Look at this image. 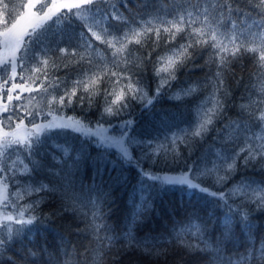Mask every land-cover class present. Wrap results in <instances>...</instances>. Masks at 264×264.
<instances>
[{"label": "trees", "instance_id": "obj_1", "mask_svg": "<svg viewBox=\"0 0 264 264\" xmlns=\"http://www.w3.org/2000/svg\"><path fill=\"white\" fill-rule=\"evenodd\" d=\"M3 2L9 4L12 18L6 22V11L0 5V29L15 21L24 10L22 5L27 4L28 0ZM43 2L47 4V0ZM221 3L224 0H129L125 8L121 0H98L96 7L108 11L115 6L129 21L128 24L108 21L111 35L103 36L105 40H110L113 35L122 36L129 29L140 31L141 18L153 21L150 25L152 32L147 35L142 31L139 36L129 35L130 40L143 41L142 45L128 44L130 55L124 51L116 52L121 47L119 43L113 48L95 40L91 33L80 39V34L87 30L83 28V21L75 17L61 16L49 21L43 37L45 43H50L56 50L55 55L49 53L56 67L49 64V75L46 78L33 72L31 69L38 65L29 61L22 79L17 76L9 81L6 88H2L5 95L2 99L8 95L9 84L23 83L24 88L31 91L14 89L10 106L19 105L16 111L20 115L38 109L46 113L48 100L53 95H63L65 87L70 89L73 81L82 78L83 72L90 71L89 59L93 65L91 71L105 65L110 72L119 73L125 68L137 71V66L142 65L140 75L149 85L146 91L151 98L159 83V78L154 75L155 68L162 66L158 63L159 58L172 56L176 59L173 48L178 55L180 45L189 42L186 33H179L175 40L170 41L169 33L163 31L167 28L175 32L178 27L184 26L178 22L168 23L174 21L176 13L180 11L179 6L192 11L193 18H196L197 12L201 13L194 25L197 28L202 27L199 21L204 19L203 13L206 10L209 17L224 25L220 29L222 32H230L233 22L238 31L264 32V27H261L264 25V11L258 7L260 0H235L233 8L238 11L231 16L226 11L221 13L217 10ZM104 26L105 22L101 20L93 30L102 34ZM158 28L161 30L159 46L155 43ZM187 31L191 32L192 29L188 28ZM89 37L93 47L86 48L83 45ZM34 47L39 52V47ZM64 47L68 48L69 53L75 50L77 55L61 56L59 48ZM193 55L195 60L186 62V66L177 71V79L172 81V86H165L159 97L147 107L134 101L132 107L122 115L101 119L100 112L105 103L103 95H99L91 109H87L85 103L83 109L77 106L64 109L56 115L74 116L87 124L99 122L109 125L131 120L133 123L129 125L126 135V144L132 155L130 162L123 159L115 148L104 146L96 142L94 137L74 129L61 131L59 135L48 133L42 136L38 152L31 156L18 150L15 145L7 150L0 164L7 166L12 161L20 160L32 169L24 175L17 172L15 184L19 185V189L9 182V199L21 206L34 199L42 202L39 210L34 213L38 221L27 225L22 232H14L9 245L0 249V264H264L261 258L264 256V210L254 204L248 205L247 219L241 214L232 215L226 228V216L231 214L225 201L194 191L186 184L162 185L160 181L150 178L153 175L185 172L189 168L212 169L214 164L221 163L217 153L230 155L233 149L239 151L249 143L264 144V124L250 121L248 116V112L256 108L252 102L264 100V94L260 91L264 84V67L258 63L259 53L251 52L232 61L224 70L225 94L218 95L225 108L211 130L203 139L184 136L187 143L177 139L193 123L196 107L210 97L217 87L215 74L218 71V59L214 49L205 46L199 49L198 55L195 52ZM81 56L85 57L83 61ZM128 60L132 63L126 64ZM114 63H119V68L113 67ZM163 66H167L166 60ZM9 76L10 71L4 79ZM56 79L66 81V84H62L55 92L51 89L47 93L41 91L48 85L40 81ZM2 83L3 79H0ZM192 84L198 85L197 93L179 100L171 98ZM17 95L22 99L16 100ZM144 104H147V100ZM241 105H245V109L242 110ZM211 107V103L205 105V108ZM6 115L0 113V116ZM52 118L47 117L48 120ZM42 122L41 117L35 120V123ZM17 123L14 121L11 127L3 129L12 130ZM24 125L31 127L28 120L24 121ZM173 140L176 141L175 145ZM149 143L151 148L148 147ZM18 167L22 168L23 165ZM223 174L221 169L218 175ZM189 175L191 178L196 173ZM215 175L217 173L197 177V181L203 179L204 187L212 191L222 190L226 195L229 189L241 182L251 184L253 188L264 187V168L261 164L239 167L223 184L215 183ZM40 184H47L55 191L24 195L25 187ZM17 191L24 195L23 200L11 195ZM98 194L100 199H97ZM93 200H96L99 209L93 207ZM227 204L235 210L241 200L231 197ZM1 211L13 215L14 219L19 218L18 209L14 210L11 204L5 208L1 203ZM97 211L101 218L94 220ZM53 212L56 215H51ZM4 218L0 217V228L3 229L0 238L7 240L8 228L5 225H10L13 230L19 225ZM97 225L101 227L97 228ZM187 245H198V248L190 251Z\"/></svg>", "mask_w": 264, "mask_h": 264}, {"label": "snow or ice", "instance_id": "obj_2", "mask_svg": "<svg viewBox=\"0 0 264 264\" xmlns=\"http://www.w3.org/2000/svg\"><path fill=\"white\" fill-rule=\"evenodd\" d=\"M129 0H121V5L127 8ZM98 0H66L64 3L51 5H46L43 0H37V3L29 2L25 5H22V8H27L29 22L21 27H17L16 24H13V28L17 29L14 34L11 33V30L6 31L5 35L8 39L5 40V44H8L11 40H15V51L13 56L6 60H0V79H3V83L0 84V89L6 88L7 84L11 79L20 76L22 79L23 72L26 69V65L29 61L35 62L38 67H33L31 70L37 74H42L46 78L49 75V64L51 63L52 67L55 68V62L51 61L49 53L53 55L56 54V50L52 48L50 43H45V38L43 33L47 30V25L49 21H54V19H59L61 16H72L78 20L83 21V28L86 29V32L80 34V39H83L87 33H91V37H94L95 40H99L102 43H107L113 48L116 44H120L121 47L116 49V52H128V44H143V41L140 39L130 40L129 35L133 34L136 36L141 35V31L144 35L152 32V20H141L139 21L140 31L129 29L122 36L113 35L110 40L103 39V36L111 35L108 31L110 25L108 21H117L128 24L129 21L127 18L119 12V9L113 6L111 10L102 11L96 7ZM233 3L235 0H224V3L218 5V9L221 13L227 12L231 16L234 12H237L238 9L233 8ZM0 5L6 11L5 20L12 18V10L8 3H4L3 0H0ZM180 11L176 13L174 21H169L168 23L178 22L183 27H178L175 32H171L169 29H163L164 32L169 33L170 41L175 40L179 33H186L188 36V43L181 44L179 54L177 55V50L173 48V56L176 59H173L172 56L167 58L160 57L158 63H161V67L155 68L154 75L159 78V83L156 86L155 94L149 98L146 89L149 87L145 83L143 76L140 73L143 71L142 65L137 66V71H131L130 69H122L121 72H110L107 65L104 67H98L95 71H91L93 68L92 61L88 60V68L90 71H85L82 74V78L77 79L72 82V87L69 89L65 87L63 95H53L50 100H48V111L45 113L43 109H38L35 111H25L23 115H20L16 108H20L19 105L11 107V101L13 99L12 92L14 89H20L21 92L31 91V89H25L24 84H13L12 88H7L8 92V104H4L0 107V113H6V116H0V129L11 127L14 121H18L16 128L13 129L11 133H2L0 134V161H3L7 150L13 145L18 146V150L27 152L29 156L34 155L38 152L39 146L42 144L41 137L45 136L48 133L52 135H59L61 131L67 129H73L76 131H86L88 134H93L91 128L85 127L82 120H75L74 117H65L59 122L56 121V115L63 111L64 109L80 107L84 108L85 103L87 104V109H91L96 101V97L103 95L105 107L102 112H100V118L104 117H113L120 116L125 113L128 109L132 107V103L137 101L141 103L142 106L147 107L152 104V101L159 97L163 92L165 86L171 87L172 81L177 79L176 73L180 68L186 66V62L194 61L195 52L199 54V49L205 46H210L215 51V56L218 59L217 68L218 71L215 74V80L217 82L216 90L213 94L206 98L205 101L201 102L200 105L196 107L195 116L193 123L190 124L188 129H185L180 139L182 143H187L188 141L184 139V136H190L191 138H200L203 139L204 136L211 130V127L217 120V118L223 112L225 104L220 99V95L223 93V74L224 70L227 69L232 61L239 60L243 54L251 52L253 54L259 53L258 63L261 67H264V32L258 33H248L238 31L235 22H233L232 29L230 32H222L220 29L224 27L220 21L209 17L207 11L203 13L204 19L199 21L202 27L197 28L194 25L198 22V17L201 13H196V18H193V12L188 11L182 5L179 6ZM198 7V6H196ZM258 7L261 8V11H264V0H260ZM33 8H37V12L31 11ZM47 8V11H43ZM66 10V11H65ZM39 11H43V15H38ZM100 17V19H96ZM101 20L105 22L104 28L101 30L102 34H98L97 31H94V27H98ZM35 21V22H33ZM91 22V23H90ZM264 27V25H261ZM188 28H191L192 31L188 32ZM91 37L88 38L84 43V47L91 48L93 47V42ZM126 41L127 43H124ZM161 41V30L158 28L156 30V45L159 46ZM169 41V42H170ZM254 45V46H253ZM39 47V52L35 50V47ZM59 54L61 56L72 55L75 56L77 53L75 50L72 53H69L68 48H59ZM115 56V53H114ZM151 53H149V59ZM81 61L85 59L84 56L80 57ZM167 63V66H163V63ZM132 61H126V64H131ZM113 67L119 68V63H114ZM19 69V72L17 71ZM10 71V76L8 79H4V76L7 75ZM166 74V75H165ZM139 76V78H137ZM115 77V79H113ZM126 81V82H125ZM41 84L47 83L48 87L42 88L41 91L47 93L49 89L53 92L59 88L62 84H66V81L59 79L52 81H40ZM101 89L103 91L101 92ZM119 89V91H117ZM199 91L198 85L192 84L189 85L186 89L182 88L179 92L174 94L172 99L179 100L184 96H191ZM260 91L264 94V84L261 85ZM220 94V95H218ZM16 100H21L22 97L17 95ZM147 100V104H144V101ZM211 103V108H205V105ZM256 105L254 110L248 112L249 120H255L259 124H264V100L253 101ZM245 105H241V109H245ZM22 111V109H21ZM53 117L52 120H48L47 117ZM37 117L43 118L42 123H35ZM28 120V123L31 124V128L24 125V121ZM125 127L131 125L133 122L126 120L123 122ZM75 125H80V127L75 128ZM97 128L103 129V125L97 122ZM127 133L122 132L120 138L105 137L104 139L113 146H119L122 150V158L128 160L129 162L132 159V155L128 150V147H125V141L123 139ZM143 143V141L141 142ZM173 145L176 141L173 140ZM148 147L151 148V143L148 144ZM148 158H151L150 156ZM217 158L221 161L219 165H213L212 169L205 168L204 170L192 169L189 168L187 172L183 173L180 177L173 178L168 176H157L153 175L150 178L154 181H160L162 185L175 186L176 184L187 185L188 188L192 190H198L201 193L212 197H218L219 200L225 201V206L228 207L229 214L226 216L225 227L229 226L232 215L241 214L246 220L248 215V205L254 204L258 209L264 210V187L256 186L252 187L251 184H246L241 182L234 185L229 189L228 194L226 195L224 191H212L209 187H204V180L200 179L197 181V177H207L215 175V183L223 184L225 181L229 180L233 173L237 172L239 167L243 166L245 168L249 166H255L256 164H261L264 168V144H246L244 147H241L239 151L233 149L230 155H221L217 153ZM167 161V156H165V162ZM159 162V161H157ZM18 165H23L22 168ZM223 170V175H218V173ZM32 169H29L27 164H23V161L16 160L12 161L10 165L4 166L0 164V203H3L4 207L7 208L10 204L14 210L18 209L17 216L19 218L13 217L9 214L5 216L6 221H12L15 224L19 225L18 228L13 230L10 225H5L8 228V239L5 240L0 238V249H4L9 245V242L13 239V233H19L25 230L27 225H32L38 221V217L34 215L39 210L41 200H33L31 203H26L24 205H19L14 201L9 199V182L15 184L17 181V172L21 175L30 173ZM195 172L196 175L191 176L190 173ZM149 175L148 173H144ZM19 189V185L15 184ZM24 195L32 196L33 193L39 194L41 192H54V189L49 188L47 184H40L33 187L28 185L24 188ZM90 191H93L90 189ZM12 196L17 197L19 200L24 199V195H21L19 191L11 193ZM231 197H236L241 200V204L237 205L234 210L231 205L227 204V200ZM106 198V194L105 197ZM97 199H100L98 194ZM233 203L235 201L233 200ZM94 208L99 209V205L96 200L92 201ZM244 209L241 212V209ZM51 215H56L53 212ZM101 218L99 211L94 213V220ZM97 228L101 227L100 225L96 226ZM107 228L106 225L103 226ZM29 231L31 229H28ZM3 229L0 228V232ZM183 243V242H181ZM190 251H195L198 248V245H187ZM264 259V256L261 257Z\"/></svg>", "mask_w": 264, "mask_h": 264}, {"label": "rangeland", "instance_id": "obj_3", "mask_svg": "<svg viewBox=\"0 0 264 264\" xmlns=\"http://www.w3.org/2000/svg\"><path fill=\"white\" fill-rule=\"evenodd\" d=\"M43 1H46V0H43ZM28 2H29V0H28ZM31 2L37 3V0H31ZM64 2H66V0H47L46 5H51L53 3L60 4V3H64ZM31 11L37 12V8H33ZM44 11H47V8H45ZM28 12H29V10L27 8H24L22 13L15 19L14 22H12L8 26L4 27L3 29H0V60H6V59L11 58L13 56L14 51H15L16 45H15L14 39L11 40L8 44H5V40L8 39V37H6V35H5L6 31L11 30V33L14 34L17 29L13 28V24H16L17 27H21V26L26 25L29 22ZM38 15H43V11H39ZM33 22H35V21H33ZM13 84L14 83H12V85ZM12 85L9 84L8 88H12ZM3 96H5V95L1 89V91H0V107H2L4 104H6L8 102V95H7L6 99H2ZM65 117H74V116H69V115L58 116V117H56V121L59 122L61 119L65 118ZM74 118H75V120H81L77 117H74ZM124 121H126V120H124ZM124 121H121V122L116 123V124L103 125V129H98L97 124H87V123L83 122V125L85 127L91 128L93 130V134H88L86 131H80V132H82L88 136L94 137L96 142H98L104 146H109V147L115 148L122 155V150L119 146L110 145L104 138L105 137L120 138L122 132L127 133V129L129 127V125L127 127H125V125L123 123ZM78 127H80V125H75V128H78ZM15 128H16V126L13 129H15ZM29 128H31V127H29ZM13 129L12 130L0 129V134L5 133V132L11 133L13 131ZM123 139L125 141L124 146L128 147L126 144V136H124ZM128 150H129V152H131L129 147H128ZM185 172H187V171H185ZM185 172L183 171L180 173H175V174H170V175L163 174V175H161V177L168 176V177L177 178V177H180ZM0 205H1V203H0ZM8 214L9 213L6 211H3V212L1 211L0 217L7 216Z\"/></svg>", "mask_w": 264, "mask_h": 264}]
</instances>
